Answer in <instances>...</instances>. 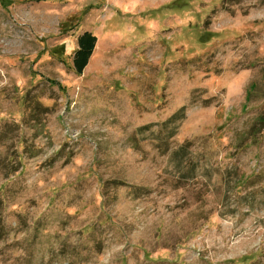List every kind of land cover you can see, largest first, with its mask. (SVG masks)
<instances>
[{
	"label": "rangeland",
	"instance_id": "1",
	"mask_svg": "<svg viewBox=\"0 0 264 264\" xmlns=\"http://www.w3.org/2000/svg\"><path fill=\"white\" fill-rule=\"evenodd\" d=\"M263 114L264 0H0V264H264Z\"/></svg>",
	"mask_w": 264,
	"mask_h": 264
},
{
	"label": "trees",
	"instance_id": "2",
	"mask_svg": "<svg viewBox=\"0 0 264 264\" xmlns=\"http://www.w3.org/2000/svg\"><path fill=\"white\" fill-rule=\"evenodd\" d=\"M96 45V37L89 32H83L77 38V49L72 56V66L76 75L81 76L83 71L88 65L89 59L91 58ZM184 117V108L178 110L174 113L166 122V124H175L182 120ZM177 127V126H176ZM264 127V114L260 115L254 121L252 127L249 129L248 133L250 136L257 134L260 129ZM174 133H172V136ZM245 146V145H244ZM187 147L180 146L171 155V158H178L181 153H186ZM20 164V163H18ZM16 171V170H15ZM1 192V190H0ZM0 205L4 204V199L2 194H0Z\"/></svg>",
	"mask_w": 264,
	"mask_h": 264
},
{
	"label": "bare ground",
	"instance_id": "3",
	"mask_svg": "<svg viewBox=\"0 0 264 264\" xmlns=\"http://www.w3.org/2000/svg\"><path fill=\"white\" fill-rule=\"evenodd\" d=\"M90 63L88 64L87 68L89 67Z\"/></svg>",
	"mask_w": 264,
	"mask_h": 264
}]
</instances>
